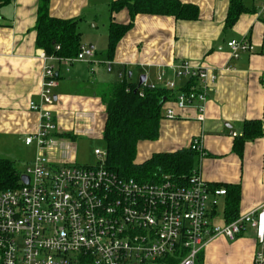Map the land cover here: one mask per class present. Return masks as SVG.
Segmentation results:
<instances>
[{
    "label": "crops",
    "instance_id": "crops-1",
    "mask_svg": "<svg viewBox=\"0 0 264 264\" xmlns=\"http://www.w3.org/2000/svg\"><path fill=\"white\" fill-rule=\"evenodd\" d=\"M114 1L49 0L51 17L78 23L82 45L95 51L91 64L66 61L74 57L43 59V54L48 55L37 46V21L43 0L4 4L0 0V148L4 140L22 143L33 148L28 163L34 160L37 148L27 146L24 140L37 131L40 123L39 114L30 110V104L41 102L44 66L56 68L54 102L49 109L59 127L58 138L76 140L78 136L103 138L107 115L99 94L101 88L122 81L120 75L124 73H129L132 82L140 84V78L146 76L149 84H158V75L165 71V80L174 79L181 90L187 81L176 79L172 67L191 61L218 75L209 91L204 121L197 119L194 107L178 111L174 119L164 118L159 139L139 145L138 155L144 160L137 162H145L155 153L189 148L199 139L204 155L197 152L195 172L212 186H239V216L260 207L264 203V134L246 140L243 146H238L232 134L242 136L248 122L259 123L264 131V17L259 15L264 0H244L250 11L243 13L232 28H226L230 0H180L199 7L200 16L195 21L138 15L109 60L111 22H130L126 9L111 14ZM242 39H247L254 50L232 59L227 44ZM114 71L118 81L112 76ZM135 73L139 77L136 81ZM69 143L63 141V156L59 153L56 158L51 152L52 159L74 162L76 144ZM225 197L220 199L223 212L219 206L215 211V221L220 224L226 222ZM256 248L254 231L247 229L236 241L215 239L200 258L202 264H255Z\"/></svg>",
    "mask_w": 264,
    "mask_h": 264
},
{
    "label": "built area",
    "instance_id": "built-area-1",
    "mask_svg": "<svg viewBox=\"0 0 264 264\" xmlns=\"http://www.w3.org/2000/svg\"><path fill=\"white\" fill-rule=\"evenodd\" d=\"M259 15L264 17V4ZM227 46L235 60L254 50L247 39L231 40ZM94 57V49L82 45L78 55L66 61L92 64ZM43 59L60 61L45 54ZM55 69L44 66L41 102L30 104L40 123L24 142L37 148L36 156L19 172L17 188H0V264H200L209 243L219 237L236 241L247 229L254 231L257 242L254 262L264 264V203L220 224L215 211L227 189L214 188L198 172L181 186L167 176L153 183L119 176L106 168L107 152L96 166L53 160L52 153L63 156V140L49 109L57 84ZM172 69L176 79H186L185 88L178 90L174 79L165 80V71L157 77L162 86L147 80L142 86L174 93L163 101L165 118L194 107L197 119L204 121L218 75L191 61ZM191 147L204 155L199 139ZM94 154L103 155L98 149Z\"/></svg>",
    "mask_w": 264,
    "mask_h": 264
},
{
    "label": "trees",
    "instance_id": "trees-1",
    "mask_svg": "<svg viewBox=\"0 0 264 264\" xmlns=\"http://www.w3.org/2000/svg\"><path fill=\"white\" fill-rule=\"evenodd\" d=\"M8 1L12 0H2V4ZM42 3L37 21V46L48 56L76 57L82 45L78 23L51 17L49 0H43ZM124 9L129 12L130 22L127 24L111 22L109 26L107 53L109 60L114 57L121 40L133 28L138 15L168 16L182 21H195L200 16L197 5L185 4L180 0H116L112 3L110 11L114 14ZM249 11L244 0H230L226 28H232L239 17ZM99 94L107 115L103 133L107 152L106 168L119 176L135 178L141 182H158L167 176L181 186L186 185L195 172L198 157V153L192 147L175 152L155 153L147 161L137 162L139 145L142 142L159 139L161 122L165 118L163 101L165 98L173 97L174 93L163 88H144L139 83L130 81L128 73L122 81L101 88ZM262 134L264 131L259 123L248 122L243 135L236 137V141L238 146H243L246 140H252ZM19 179V172L14 163L0 160V188L3 190L17 188ZM213 187L227 189L224 216L226 223L235 221L239 217L240 187L237 185ZM199 262L202 264L201 258Z\"/></svg>",
    "mask_w": 264,
    "mask_h": 264
},
{
    "label": "rangeland",
    "instance_id": "rangeland-1",
    "mask_svg": "<svg viewBox=\"0 0 264 264\" xmlns=\"http://www.w3.org/2000/svg\"><path fill=\"white\" fill-rule=\"evenodd\" d=\"M93 23L91 27H94ZM100 57V56H99ZM112 76L114 77L115 81L117 80L116 71L113 72ZM138 74L135 73L133 80H138ZM75 138L70 137H63L62 140L65 142H70L69 146L72 144H76L75 149V161L73 162L76 165L80 166H96L100 162L105 160V153H106V143L100 135L95 139H89L84 137H77L75 142L72 143V140ZM74 146V145H73ZM73 149V150H74ZM100 150L103 155L101 157H97L94 154V150ZM69 150H71L69 148ZM33 148L23 146L22 143L15 145L12 142H7L6 140L3 141L2 147L0 148V160H10L15 164L18 172H22L25 166L28 164V160L31 157ZM138 162L141 160V156L138 155L137 158ZM220 211L223 212V204L219 201Z\"/></svg>",
    "mask_w": 264,
    "mask_h": 264
},
{
    "label": "water",
    "instance_id": "water-1",
    "mask_svg": "<svg viewBox=\"0 0 264 264\" xmlns=\"http://www.w3.org/2000/svg\"><path fill=\"white\" fill-rule=\"evenodd\" d=\"M145 81H146V76H142V77L140 78V85H142L143 83H145ZM24 181H25L26 183H28V179L25 178V177H24Z\"/></svg>",
    "mask_w": 264,
    "mask_h": 264
}]
</instances>
